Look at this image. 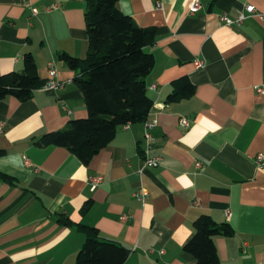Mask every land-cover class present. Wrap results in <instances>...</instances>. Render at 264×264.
Returning <instances> with one entry per match:
<instances>
[{
  "label": "crops",
  "instance_id": "1",
  "mask_svg": "<svg viewBox=\"0 0 264 264\" xmlns=\"http://www.w3.org/2000/svg\"><path fill=\"white\" fill-rule=\"evenodd\" d=\"M190 2L116 5L138 27L155 30L145 48L154 58L145 82L148 117L156 121L152 153L160 157L152 167L142 153L144 121L120 127L87 164L65 148L34 143L88 116L75 81L80 72L60 58L87 54L85 1L0 0V75L21 72L27 54L41 79L48 63L57 71L55 88L0 102V264H77L86 240L79 225L124 247V264H192L183 246L201 216L233 228L215 240L218 264H264V168L253 161L264 154V94L256 90L264 85V0H200L193 14ZM51 5L58 7L46 11ZM241 13L240 24L220 20ZM181 78L193 93L169 101ZM93 177L100 181L92 189ZM141 188L147 196L138 201Z\"/></svg>",
  "mask_w": 264,
  "mask_h": 264
},
{
  "label": "trees",
  "instance_id": "2",
  "mask_svg": "<svg viewBox=\"0 0 264 264\" xmlns=\"http://www.w3.org/2000/svg\"><path fill=\"white\" fill-rule=\"evenodd\" d=\"M88 51L83 59L67 54L60 58L71 69H78L76 84L82 92L87 118L71 120L65 127L48 132L34 143L40 147H62L87 164L105 147L117 130L130 123L145 121L152 108L145 79L154 65V58L145 48L155 42V30L138 27L133 19L117 9L119 0H84ZM46 80L39 77L30 54L25 55L23 70L0 75V102L13 96L27 101ZM175 89L169 101L187 98L193 86L187 78L173 82ZM87 210V204L82 212ZM63 225H71L59 217ZM86 240L77 254V264H124L128 251L111 241H102L93 227L79 225ZM233 228L216 223L209 216L199 217L183 251L193 257L192 264H218L215 240L230 237Z\"/></svg>",
  "mask_w": 264,
  "mask_h": 264
},
{
  "label": "built area",
  "instance_id": "3",
  "mask_svg": "<svg viewBox=\"0 0 264 264\" xmlns=\"http://www.w3.org/2000/svg\"><path fill=\"white\" fill-rule=\"evenodd\" d=\"M200 0H191L190 5H189V13L193 14L196 13L200 9ZM57 5H51L46 8V11H50L52 9H57ZM157 7H160L159 4H157ZM244 9L247 13L249 14H254L260 17V15L255 14L256 11L252 5H245ZM37 13L36 9H32V14L35 15ZM245 14L241 13L239 17L236 20H232L224 15L220 17L221 22L227 26L231 27L233 25L240 24L244 19H245ZM193 65L196 69H200L204 67V62L202 60H194ZM47 70H48V79L45 82L43 88H48V89H53L57 85L56 77H57V71L55 69L54 63L50 62L47 65ZM155 85H151V88H154ZM257 92L264 94V85L257 87ZM156 121L148 117L144 121V132H143V141H144V148L142 149V153L144 155V161L145 164L152 166V167H157L159 165L160 157L156 156L152 153V147L155 143V138L152 135V128L155 126ZM179 124L182 127H188L190 124V120L186 117H182L179 119ZM1 127V123H0ZM253 161L255 165L258 168H264V154H257L254 156ZM24 164L26 166L29 165V161L27 159L24 160ZM197 166H199V163H197ZM100 178L99 177H93L89 180V184L91 185V188H95V186L99 183ZM135 198L138 201H143L144 198L147 196L146 191L141 188L137 192L134 193ZM122 220H125L126 217L122 216Z\"/></svg>",
  "mask_w": 264,
  "mask_h": 264
}]
</instances>
